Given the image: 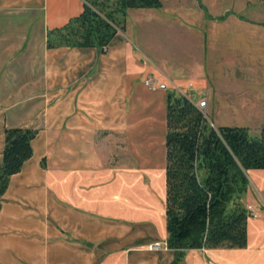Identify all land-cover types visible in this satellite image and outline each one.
Here are the masks:
<instances>
[{
    "label": "crops",
    "instance_id": "obj_1",
    "mask_svg": "<svg viewBox=\"0 0 264 264\" xmlns=\"http://www.w3.org/2000/svg\"><path fill=\"white\" fill-rule=\"evenodd\" d=\"M227 2L172 0L167 21L190 39L194 57L180 69L127 31L129 12L138 22L160 19L153 9L163 2L128 8L124 29L101 51L45 45L46 31L75 16L82 0H0V152L3 127L35 130L31 155L0 196V264H170L167 88L151 91L142 80L150 74L173 90L186 83L192 93L196 78L212 127L259 133L264 0ZM244 173L239 202L256 213L246 218L245 246L189 248L180 264H264V169Z\"/></svg>",
    "mask_w": 264,
    "mask_h": 264
},
{
    "label": "trees",
    "instance_id": "obj_2",
    "mask_svg": "<svg viewBox=\"0 0 264 264\" xmlns=\"http://www.w3.org/2000/svg\"><path fill=\"white\" fill-rule=\"evenodd\" d=\"M162 0H82L81 10L45 34L48 48L94 46L104 51L124 29L128 8H158ZM164 216L170 264H180L189 248H242L246 244L245 208L239 194L247 169H264V126L255 136L243 126L212 127L187 96L165 95ZM35 130L3 127L0 196L8 178L31 155Z\"/></svg>",
    "mask_w": 264,
    "mask_h": 264
},
{
    "label": "rangeland",
    "instance_id": "obj_3",
    "mask_svg": "<svg viewBox=\"0 0 264 264\" xmlns=\"http://www.w3.org/2000/svg\"><path fill=\"white\" fill-rule=\"evenodd\" d=\"M229 1L230 3H233L234 0ZM162 2V7L159 10L153 9V11L159 13L160 19L138 22V19H134V12H129L126 16L127 31H131L130 34L134 43H136V37H139L142 41H144L146 45L149 46L151 51H154L155 54L166 58L167 61L173 63V66H175L176 68H186L190 65L191 60H194L192 52L190 51V39L180 32H176L174 28L170 27V22L167 21L170 15L166 12L168 11V8H170L172 0H162L161 3ZM225 4L227 5L229 4V2L225 0ZM194 29L197 28L194 27ZM209 85L211 86L210 82ZM166 88L167 91L173 90V88H171V86L167 84ZM177 88L179 90L174 89V94L188 95L190 99L192 98L194 99V101H198L202 98L199 97V95L202 93V90H206V85L204 84V82L193 78L192 93L188 92L189 90L186 83H183L182 86H177ZM209 97L210 95L207 94V98ZM206 107L207 105L201 111L203 112L204 116H206L207 122L211 125V121H214L212 119L210 111ZM248 133L251 136L258 134V132L253 131H248ZM249 197L250 196H248V198Z\"/></svg>",
    "mask_w": 264,
    "mask_h": 264
},
{
    "label": "built area",
    "instance_id": "obj_4",
    "mask_svg": "<svg viewBox=\"0 0 264 264\" xmlns=\"http://www.w3.org/2000/svg\"><path fill=\"white\" fill-rule=\"evenodd\" d=\"M142 83L147 89H149L151 91L158 90V89H166V83L165 82H163L162 80H160V79H158V78H156L150 74L146 75L143 78ZM174 89H178V88L174 87ZM185 96L189 97L188 95H185ZM194 103L201 110L204 109L206 106V100L204 98H201L200 100L195 101ZM244 208H245L246 217H255L256 216V213L253 211V209L251 208L250 205H246ZM157 247H158L157 244L152 245V248H157Z\"/></svg>",
    "mask_w": 264,
    "mask_h": 264
}]
</instances>
